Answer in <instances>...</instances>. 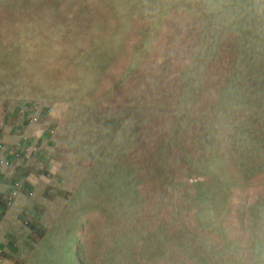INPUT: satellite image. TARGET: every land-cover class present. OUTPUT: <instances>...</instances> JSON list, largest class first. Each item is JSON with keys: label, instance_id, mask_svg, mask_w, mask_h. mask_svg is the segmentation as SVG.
Returning a JSON list of instances; mask_svg holds the SVG:
<instances>
[{"label": "rangeland", "instance_id": "obj_1", "mask_svg": "<svg viewBox=\"0 0 264 264\" xmlns=\"http://www.w3.org/2000/svg\"><path fill=\"white\" fill-rule=\"evenodd\" d=\"M10 79L73 188L27 264H264V0H0Z\"/></svg>", "mask_w": 264, "mask_h": 264}, {"label": "crops", "instance_id": "obj_2", "mask_svg": "<svg viewBox=\"0 0 264 264\" xmlns=\"http://www.w3.org/2000/svg\"><path fill=\"white\" fill-rule=\"evenodd\" d=\"M9 88L6 92L0 89V264H27L32 249L50 230L48 225L54 223V215L73 188L67 185L62 189L67 176L63 179L59 170L66 172L62 170L66 168L55 164L68 156L49 153L46 147L50 141L41 125L30 128L27 124L26 96L11 79ZM40 143L45 149L33 154L32 149ZM15 182H20L18 192L7 201ZM74 231L77 235L78 229Z\"/></svg>", "mask_w": 264, "mask_h": 264}, {"label": "built area", "instance_id": "obj_3", "mask_svg": "<svg viewBox=\"0 0 264 264\" xmlns=\"http://www.w3.org/2000/svg\"><path fill=\"white\" fill-rule=\"evenodd\" d=\"M1 145V144H0ZM18 187H19V185H18V183L16 182L13 186H12V188H10V190L8 191V193H7V195H6V200L7 201H11L15 196H16V194H17V192H18Z\"/></svg>", "mask_w": 264, "mask_h": 264}]
</instances>
